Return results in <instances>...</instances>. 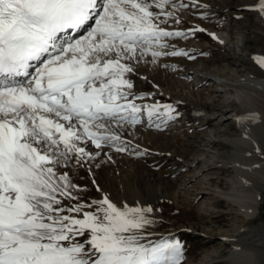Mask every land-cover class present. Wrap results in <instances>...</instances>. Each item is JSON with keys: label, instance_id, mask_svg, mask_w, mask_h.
<instances>
[{"label": "snow or ice", "instance_id": "6c2138e0", "mask_svg": "<svg viewBox=\"0 0 264 264\" xmlns=\"http://www.w3.org/2000/svg\"><path fill=\"white\" fill-rule=\"evenodd\" d=\"M189 7L207 5L0 0V264H182V242L150 239L153 209L114 203L97 184L92 161L101 154L111 160L105 148L128 151L121 130L142 117L160 128L179 115L170 104L137 103L149 94L135 92L131 77L142 62L194 59L168 38L205 29L166 27L181 24L178 12ZM253 7L264 16V0ZM254 59L264 68V56ZM257 121L264 116L239 115L240 135L251 139L248 124ZM80 169L99 199L89 201L86 187L74 182Z\"/></svg>", "mask_w": 264, "mask_h": 264}, {"label": "bare ground", "instance_id": "6f19581e", "mask_svg": "<svg viewBox=\"0 0 264 264\" xmlns=\"http://www.w3.org/2000/svg\"><path fill=\"white\" fill-rule=\"evenodd\" d=\"M185 2H188V0H185ZM199 3L207 5L206 8L201 7L203 11L206 9L216 13L230 11L236 14L237 18L252 12L258 20L255 29L264 36V16H261L259 11L253 7L255 0H238L233 5H231L230 0H199ZM178 14L185 17L186 23L185 19H181L182 26L180 24L177 26L168 24L166 27L169 30L180 27L192 28L197 25L204 28V32L198 33L205 34L213 41H216L218 56L226 62V65L214 68L216 64L212 63L213 69H211V66L206 65V62L202 59L189 63L184 60L183 56L161 57L157 62L160 66L159 69L156 68V71L154 67L155 73H151L147 69L139 70L136 74V80L143 84H148L152 93L167 95L169 92H174L176 86L171 85L169 81L162 83L161 77L165 75L167 76L166 79L168 77L171 80L173 79V81L176 79L179 83V85H176L180 87L177 91L176 95L178 96H176V99L180 100V106L186 105L189 107L190 118L205 120L204 123L201 122L202 124L199 127L205 124L207 126L211 124L210 126L214 129L218 127L217 125H223L226 129L233 126L235 131L231 134L219 135L220 131L215 130L213 131L215 132L214 134L212 131L210 132L213 135L209 133L207 137H203L202 141L205 147L226 145L227 149L220 153L219 149L214 147L213 151H210L211 154H206V149H204L194 155L187 161L186 165L188 170L194 167V171L178 179V182L171 187H162L161 183L150 181V176L145 175V182L141 186H138L135 182L127 189V193L123 192L117 198L111 197L105 190L103 192L107 193L110 199L118 206L126 203L129 206L151 207L153 212L149 215L155 220V223L149 229L151 232H153L156 221L161 219V211L164 212V209L179 200L191 203L204 197V200H201L197 207L201 210H209L212 200L221 198L228 201L229 204L236 205L243 213L245 220L262 214L263 216L256 223L245 227L239 226L240 228H235V232L218 234L216 238H219L222 241L221 243L224 242L231 246L230 254L226 258L229 264H264V153L257 151L258 148L264 149V121L248 124L251 139L240 135V126L236 122V118L239 115L248 112H255L264 116V68H261L254 59L264 56V54L247 52L243 48L245 41L241 40L242 43L236 42L230 37L226 28L220 29L213 25L211 26V24H203L192 18L193 16L187 15L183 10L179 11ZM249 30L252 31L251 29ZM211 33H214L218 39H214L210 35ZM207 42L191 40L187 42L186 48L207 50L210 48L209 42ZM184 44L178 42L177 46L181 47ZM163 65L174 67H164ZM145 77L147 79H144ZM204 84H209L210 87H213V93L229 94V97L225 100L214 101L213 96L215 94L213 96L209 94V101L207 98V101H199L201 91L202 89L204 90ZM163 133L154 132L153 136L148 139L147 147L157 150L161 154L172 153L182 157L183 153H178L177 149L175 150L174 148L175 136L173 135L175 132L173 135ZM138 168L144 170L145 162L141 160ZM217 168L221 170L230 168L234 172V176L232 175L233 177L230 176L231 179H228L230 182L228 190L220 188V185L212 187L213 184L210 183L212 177H209L207 171L216 170ZM80 186L86 187V189L89 187V185ZM100 196L94 199H99ZM207 259L205 261L202 260L203 262L198 264H206L208 262Z\"/></svg>", "mask_w": 264, "mask_h": 264}, {"label": "rangeland", "instance_id": "374dc122", "mask_svg": "<svg viewBox=\"0 0 264 264\" xmlns=\"http://www.w3.org/2000/svg\"><path fill=\"white\" fill-rule=\"evenodd\" d=\"M237 2L238 0H230L231 5ZM183 11L187 15L191 17L193 16L192 18L203 24H211V26L213 25L220 29L226 28L230 37L236 42L242 43L241 40L243 42L245 41V43H243L245 45L243 48L247 52H259L264 54V36L255 29V25H257L258 20L252 12H248V14H243V16L237 18L235 16L236 14L231 13L230 11L216 13L210 9L203 11L201 7H189ZM178 15L182 20L185 19L183 15ZM184 21L186 23V19ZM168 24L176 25L172 21H169ZM180 26H182V24H180ZM190 39L192 41L196 40L199 42L208 41L210 48L207 50L187 49L186 44L187 42L191 41ZM177 40L178 42L185 43L184 46H177ZM168 43L174 45L177 49L185 50L188 52L189 56L194 57V59H189L188 56H183L186 62L191 63L193 61L202 59L206 62V65L211 66L212 63L216 64L214 65V68L226 65V62L221 60L222 58L218 56L219 54L216 47V41H213L205 34L196 33L195 36H189L187 39L168 38ZM157 65V63L154 65L153 63L145 64L142 62L138 67V71L147 69L150 70L151 73H155L160 67ZM160 65L162 66V64ZM154 67L156 71L154 70ZM211 69H213V66H211ZM166 77L167 76L165 75L161 77L162 83L169 81L171 85L176 86V90L164 95L150 92V86L148 84L138 82L136 80V75H133L131 79L134 82V91L137 93L149 94L145 97V99L138 100L136 102L147 104L151 100L155 99L159 102L172 105L175 113H178L179 115H177L175 119L167 121L166 124H162L160 128H156L154 124L149 126L146 118L141 124L128 126L127 128L122 129V135L127 141L130 142L128 145V151L121 153L114 150L110 151L109 149L105 148L104 152H108L112 159L108 160L106 156L101 154L100 157L92 161V172L94 173V178L97 184L101 189L108 192V194L113 198L121 196L123 192L127 193V189L135 182L138 186H141L145 182V175L150 176V181H158L161 183L162 187H171L178 182V179H181L189 172L194 171V167L188 170V167L186 166L187 161L190 160L194 155H197L204 149H206V154H211L210 151H213L214 147L218 148L220 153L227 149L226 145H212L209 148L205 147L204 142L202 141L203 137H207L211 131L214 134L215 132L213 131L215 130L220 131L218 133L219 135L231 134L235 131L233 126L228 127L229 129H226L223 125H217L218 127L214 129L212 126H210L211 124H208L209 126L205 124L204 126L199 127L200 124L204 123L205 120L190 118L189 107L186 105L180 106V100L176 99V96H178L176 95L177 91L180 89V87H178V81L176 79L173 81V79L171 80L169 77L166 79ZM212 90L213 87H210L209 84H204V90L202 89L201 91V98L199 97V101H205L206 98L208 100L209 94L212 96L215 94V96H213L214 101L221 99L225 100L229 97V94L220 92L213 93ZM153 120L156 123L159 122L155 120V117ZM154 132H165L163 134L171 135H173L175 132L173 135L175 136L174 148L175 150L177 149L178 153L182 152L183 156H176V154L172 153H170L171 155L161 154L157 152V150L147 147L148 139L153 136ZM178 133L182 135L180 136ZM212 133H210V135H213ZM176 135L179 139L176 137ZM137 152L143 154L137 155ZM141 160L145 162L144 170L138 168L141 164ZM96 165H99V167H96ZM209 171H207V173H209V177H212L210 182L213 184L212 187L215 185H220V188L228 190L230 186L228 179H231V177L234 176V172L230 168H223V170L217 168L216 170L212 169ZM136 179L138 180L136 181ZM91 180L92 177H90L88 172L83 169L78 170L74 177L75 183H78L82 186L89 185L87 191L84 193L89 201L100 196V193L96 191V188L92 184ZM201 200H204V197L196 199L191 203L184 202V200H179L177 203L170 205L167 209H164V212L161 211V219L156 221L155 227H153V232L150 231L152 236L149 238L152 240H159L162 237H168L171 235L179 239L183 244L184 250V259L182 264L202 263L208 257V262L206 264H229L228 261H226V258L230 254L229 251L231 246L224 242L221 243L222 241H220L219 238H216L218 237V234H231L240 227H245L256 223L263 215L259 214L245 220L243 213L236 205H233L232 203L229 204L228 201H225L221 198L212 200V205L209 210H201L197 207ZM202 233L205 234L201 235Z\"/></svg>", "mask_w": 264, "mask_h": 264}]
</instances>
